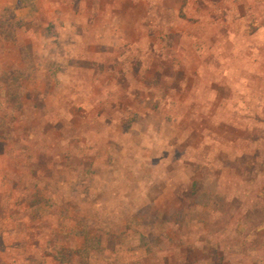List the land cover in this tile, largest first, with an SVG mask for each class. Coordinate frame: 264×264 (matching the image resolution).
<instances>
[{"label": "rangeland", "instance_id": "374dc122", "mask_svg": "<svg viewBox=\"0 0 264 264\" xmlns=\"http://www.w3.org/2000/svg\"><path fill=\"white\" fill-rule=\"evenodd\" d=\"M0 264H264V0H0Z\"/></svg>", "mask_w": 264, "mask_h": 264}, {"label": "trees", "instance_id": "16d2710c", "mask_svg": "<svg viewBox=\"0 0 264 264\" xmlns=\"http://www.w3.org/2000/svg\"><path fill=\"white\" fill-rule=\"evenodd\" d=\"M80 234V233H79Z\"/></svg>", "mask_w": 264, "mask_h": 264}]
</instances>
